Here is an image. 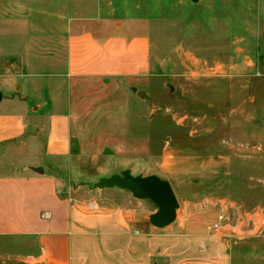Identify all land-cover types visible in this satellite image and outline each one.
I'll return each mask as SVG.
<instances>
[{"label": "rangeland", "instance_id": "rangeland-1", "mask_svg": "<svg viewBox=\"0 0 264 264\" xmlns=\"http://www.w3.org/2000/svg\"><path fill=\"white\" fill-rule=\"evenodd\" d=\"M97 5L119 29L150 36V70L132 83L75 81L74 155L57 163L65 190L87 199L113 174L158 175L178 215L149 223L156 248L135 263L264 264V0H0V14L24 7L39 35L60 36L61 12ZM0 148V173L26 166Z\"/></svg>", "mask_w": 264, "mask_h": 264}, {"label": "crops", "instance_id": "crops-1", "mask_svg": "<svg viewBox=\"0 0 264 264\" xmlns=\"http://www.w3.org/2000/svg\"><path fill=\"white\" fill-rule=\"evenodd\" d=\"M23 8L12 19L0 14V147L26 160L0 173V239L8 243L0 264H137L156 248L144 238L147 199L119 187L93 189L87 199L69 194L57 163L74 155L75 81L147 75L150 36L119 29L101 5L89 15L61 12L60 36L39 35L41 20Z\"/></svg>", "mask_w": 264, "mask_h": 264}, {"label": "water", "instance_id": "water-1", "mask_svg": "<svg viewBox=\"0 0 264 264\" xmlns=\"http://www.w3.org/2000/svg\"><path fill=\"white\" fill-rule=\"evenodd\" d=\"M136 91V89L134 88ZM144 97L143 91H138ZM100 187H119L126 189L136 198L149 199L157 205V210L151 214L150 222L156 227H165L175 221L179 201L171 183L158 175H133L130 170L121 174H113L102 179Z\"/></svg>", "mask_w": 264, "mask_h": 264}, {"label": "built area", "instance_id": "built-area-1", "mask_svg": "<svg viewBox=\"0 0 264 264\" xmlns=\"http://www.w3.org/2000/svg\"><path fill=\"white\" fill-rule=\"evenodd\" d=\"M223 220V216L221 215L218 220L213 224L214 229H218L221 225V221Z\"/></svg>", "mask_w": 264, "mask_h": 264}]
</instances>
